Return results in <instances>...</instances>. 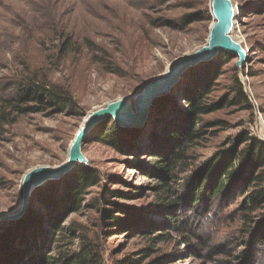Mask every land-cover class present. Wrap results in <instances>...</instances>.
<instances>
[{
  "label": "rangeland",
  "instance_id": "374dc122",
  "mask_svg": "<svg viewBox=\"0 0 264 264\" xmlns=\"http://www.w3.org/2000/svg\"><path fill=\"white\" fill-rule=\"evenodd\" d=\"M231 1L237 7L231 36L241 43L246 56L241 66L237 58L224 63L215 94L222 93L238 75L252 97L255 119L253 109L238 105L205 116L222 119L227 125L214 128L215 134L205 147L196 151L198 160L243 128L264 140V50L260 49L264 45V0ZM213 22L211 0H0V93H8L10 83L21 76L47 77L67 86L78 104L72 112L21 115L0 127V213L16 208L27 171L65 164L71 142L90 112L138 94L146 82L159 77L175 60L203 46ZM99 56L112 59L120 73L109 72ZM222 62L219 59L217 65ZM150 109L140 123L123 126H147ZM105 120L107 116L96 122L81 143L85 166L99 175L119 174L126 190L131 188L129 183L141 186L138 194L121 202L145 210L155 207L158 197L151 188L155 181L137 166L140 159L129 157L132 162L126 161L125 156L96 140ZM140 164L146 167V163ZM75 168L56 178L33 179L31 192L36 186L45 188L50 180L61 181ZM95 191L88 190L71 218L82 232L104 244V264H114L143 247L152 250L141 264H226L241 250L234 245L238 237L236 220H232L235 204L215 206L207 214L181 209L176 220L188 221L189 232L170 230L165 241L156 243L149 240L151 236L147 239L134 231L106 232L97 219L93 222L85 203ZM35 205L40 209L38 203ZM149 216L163 219L158 214ZM237 264H247V260Z\"/></svg>",
  "mask_w": 264,
  "mask_h": 264
},
{
  "label": "trees",
  "instance_id": "16d2710c",
  "mask_svg": "<svg viewBox=\"0 0 264 264\" xmlns=\"http://www.w3.org/2000/svg\"><path fill=\"white\" fill-rule=\"evenodd\" d=\"M64 42L68 44L67 39ZM260 49L264 50V45ZM219 53L215 59L188 68L167 93L153 100L149 122L143 127L150 126L147 130L119 125L107 116L96 135V140L125 156L126 161L140 159L137 166L155 181L151 186L158 197L155 207L145 210L121 202L138 194L141 186L129 183L131 188L126 190L119 174L99 175L85 162H78L75 171L61 181L50 180L45 188L36 186L23 215L0 221V264H104V244L82 232L71 218L90 188L96 189L95 195L85 204L92 211L93 222L97 219L106 232L134 231L141 237L151 236L149 240L156 243L165 241L170 230L189 232L188 221L176 220L181 209L207 214L215 206L235 204L232 220H236L238 237L234 245L241 250L225 263L245 259L247 264H264V140L243 128L204 159L196 156L215 134L214 128L227 125L222 119L205 116L238 105L253 109L255 119L252 97L238 75L222 93L215 94L222 66L238 59L237 54L225 50ZM219 59L223 61L220 67ZM99 62L109 72L120 73L112 59L99 56ZM77 107L67 86L47 77L21 76L10 83L8 93H0V127L21 115L72 112ZM149 213L163 219H152ZM66 218L69 220L63 223ZM151 250L143 247L114 264H141Z\"/></svg>",
  "mask_w": 264,
  "mask_h": 264
},
{
  "label": "water",
  "instance_id": "95a60500",
  "mask_svg": "<svg viewBox=\"0 0 264 264\" xmlns=\"http://www.w3.org/2000/svg\"><path fill=\"white\" fill-rule=\"evenodd\" d=\"M214 22L209 30L206 43L192 53L175 60L157 78L146 82L141 91L130 97L119 98L107 106L88 115L71 142L68 159L61 166L34 167L27 171L22 179V196L12 211L0 213V221L14 220L23 215L27 209L32 189V180L39 175L56 178L70 170L78 162H85L80 152L84 137L99 120L111 116L119 125H135L140 123L152 106L153 100L169 91L180 79L181 74L189 67L210 60L220 50L238 55L237 65L241 66L246 53L241 43L235 41L230 32L233 29L237 7L231 0H211ZM264 137V136H263Z\"/></svg>",
  "mask_w": 264,
  "mask_h": 264
},
{
  "label": "bare ground",
  "instance_id": "6f19581e",
  "mask_svg": "<svg viewBox=\"0 0 264 264\" xmlns=\"http://www.w3.org/2000/svg\"><path fill=\"white\" fill-rule=\"evenodd\" d=\"M232 31V30H231ZM230 35H231V32H230ZM232 37V36H231ZM233 38V37H232ZM234 39V38H233ZM235 40V39H234ZM235 41H237V40H235ZM238 42V41H237ZM239 43V42H238ZM91 113V112H90ZM89 113V114H90ZM88 114V115H89ZM46 176L45 175H39L37 178H36V180H38V181H42L43 180V178H45ZM35 180V182H38V181H36ZM34 183V182H33Z\"/></svg>",
  "mask_w": 264,
  "mask_h": 264
},
{
  "label": "built area",
  "instance_id": "2783aa9c",
  "mask_svg": "<svg viewBox=\"0 0 264 264\" xmlns=\"http://www.w3.org/2000/svg\"><path fill=\"white\" fill-rule=\"evenodd\" d=\"M244 76H246L247 77V75L245 74ZM250 90V89H249ZM250 93H251V91H250Z\"/></svg>",
  "mask_w": 264,
  "mask_h": 264
}]
</instances>
